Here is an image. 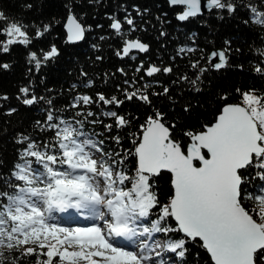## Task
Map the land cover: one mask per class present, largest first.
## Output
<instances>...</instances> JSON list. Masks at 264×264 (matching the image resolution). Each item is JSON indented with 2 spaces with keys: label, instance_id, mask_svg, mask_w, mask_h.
<instances>
[{
  "label": "snow or ice",
  "instance_id": "obj_1",
  "mask_svg": "<svg viewBox=\"0 0 264 264\" xmlns=\"http://www.w3.org/2000/svg\"><path fill=\"white\" fill-rule=\"evenodd\" d=\"M168 3L181 9L176 14L181 22L203 15L202 0ZM23 7L30 10L33 4ZM203 7L210 13H227L228 17L243 10L248 17L243 21L245 25L264 29V0H204ZM134 10L137 16L144 14L138 8ZM108 18L112 21L109 28L122 40L117 56L130 57L133 50L149 51V45L138 38H127L125 24L128 32L137 30L130 13L123 20L114 15ZM51 29V22L37 26L0 9V36L4 37L0 40V54H10L13 47L23 46L30 65L28 72L39 73L61 55L55 43L46 51L31 49ZM90 29V25L84 26L70 15L67 41L84 40ZM160 35L167 34L161 31ZM224 44L223 49H214L190 64L195 79L181 75L179 80L187 81L199 92L197 83L209 70L230 68L231 41L225 40ZM192 51L196 49L180 48L177 55ZM254 52L258 57L254 71L264 77V48H255ZM130 58L136 59L135 55ZM10 67L0 63V69ZM238 67L244 68L242 64ZM118 71L127 77L124 69ZM135 71L154 77L161 72L173 73L174 68L152 64L145 68L141 61ZM138 80L143 81L144 76L126 78L123 87L116 86L123 92V99L101 93L95 98L76 96L68 106L76 110L71 117L55 109L52 99L37 97L29 87L20 89L24 105L47 104L44 120L36 124L39 131L45 135L51 132L52 136L34 138L19 133L15 138L14 142L23 146L18 151V162L9 175L0 176V264H25L29 258L34 264H172L174 257L186 261V245L197 241L214 264H264V93L237 89L240 102L236 104L227 103L228 96L222 95L224 103L215 121L203 125L202 131H184L186 141L175 138L176 123L169 124L166 114L157 109L140 126L142 134L135 144L136 164L132 171L127 168L131 153L105 151L104 140L86 130L87 124L102 121L91 111L85 112L84 107L102 103L118 108L134 99L151 106L150 97L171 99L168 87L154 92L151 83L129 90ZM91 84L89 81L85 87ZM8 100L6 94L0 95V101ZM183 110L188 112L190 108L185 105ZM16 111L10 107L6 114ZM103 115L112 120L103 125L106 132L130 126L131 119L117 111ZM111 139L117 145L121 143L119 136ZM162 170L173 174L174 192L167 204L159 201L154 190V178ZM245 200L252 207H247ZM157 209L159 214L152 219ZM57 214L76 215L94 223L87 227L61 226ZM156 234L165 239H154ZM176 234H181L180 238H175Z\"/></svg>",
  "mask_w": 264,
  "mask_h": 264
},
{
  "label": "trees",
  "instance_id": "obj_2",
  "mask_svg": "<svg viewBox=\"0 0 264 264\" xmlns=\"http://www.w3.org/2000/svg\"><path fill=\"white\" fill-rule=\"evenodd\" d=\"M29 2L33 4L30 10L23 7ZM252 2L256 3L257 0ZM69 8L72 9L71 13ZM134 8H138L144 14L137 16ZM0 9L10 17L22 18L26 23L31 22L37 26L42 27L51 22L50 34L34 42L31 49L43 48L46 51L55 43L61 53L39 73L28 72L30 65L26 61L27 52L23 46L13 47L10 54H0V63L11 65L9 70L0 69V95L6 94L9 97L8 101H0V176L9 175L13 165L18 162V151L22 150L23 146L14 141L19 133L34 138L50 139L52 136L51 132L45 135L39 131L36 124L37 121L44 120L47 104L39 102L32 106L24 105L23 95L20 93L23 87H29L37 97L52 99L53 107L62 110L66 117H71L76 111L69 109L68 106L78 95L95 98L97 93H101L106 97L115 95L123 99V92L118 91L116 86L123 87L126 78L144 76L143 81L138 80L129 90L145 83H151L153 85L151 91L154 92H162L164 87H168L171 99L167 96L150 97L151 106L134 99L118 108L102 103L84 107L85 112L91 111L98 121H102L95 125L87 124L86 130L95 132L97 139L104 140L105 151L131 153L127 157V168L132 171L135 170L136 164L135 144L139 142L142 134L140 126L145 124L147 117L154 115L157 109L166 114L169 124L176 123V128L173 129L175 138L186 141L184 131H202L203 125H210L215 120L224 103L220 99L222 95L228 96L227 103L236 104L240 102L237 89L243 91L255 89L258 94L264 93V77L258 76L254 71V66L258 62L254 49L264 48V29L251 24L245 25L243 21L248 17L243 10L234 17L214 10L189 21L180 22L176 19V14L181 9L170 7L168 0H98L91 4L88 0H0ZM126 13L135 18L137 27L136 31L128 32V26L124 25L123 30L127 32V38H138L149 45L146 54L137 52L130 54V57L135 55L136 59L116 55L122 47V40L109 28L112 22L109 16L114 15L123 20ZM70 15H75L84 26H91V29L86 31L85 39L75 44L67 41L65 30V22ZM220 16L224 18L221 19ZM161 31L167 35L161 36ZM2 39L4 37L0 36V40ZM225 40L231 41L230 68L220 71L209 70L197 83V87L201 89L199 92L194 91L187 81L179 80L181 75L195 79L193 75L195 70L190 68V64L201 57H206L214 49H223ZM180 48H195L196 51L177 55ZM236 49L240 51L237 52ZM97 57L102 59L98 60ZM141 61L144 62L145 68L149 64L160 67L172 66L174 71L147 77L143 71L139 73L135 71ZM201 63L206 64L207 60H201ZM241 64L244 66L243 70L238 67ZM118 69H124L127 77ZM89 81H92L91 86L85 87ZM18 96L20 99H17ZM185 105L189 106L190 111L183 110ZM10 107L16 108L17 111L7 115V109ZM107 111H117L121 115H126L131 119L130 126L106 132L103 125L112 123L110 118L103 115ZM88 119L91 120L92 117ZM113 136H119L121 140L119 145L112 141ZM154 179V190L158 193L159 201L167 204L174 192L172 175L161 172ZM244 203L247 207H252L251 202L245 200ZM158 214L157 209L152 219ZM169 222L171 226H175L174 220L170 219ZM180 235L176 234L175 238H180ZM156 237L165 239L162 234H156L154 238ZM186 247L189 249L186 261L174 257L178 264H214L206 250L199 246V241L189 243ZM196 253H199L198 259L195 258ZM25 264H34V260L29 258Z\"/></svg>",
  "mask_w": 264,
  "mask_h": 264
},
{
  "label": "rangeland",
  "instance_id": "obj_3",
  "mask_svg": "<svg viewBox=\"0 0 264 264\" xmlns=\"http://www.w3.org/2000/svg\"><path fill=\"white\" fill-rule=\"evenodd\" d=\"M64 218L61 217V214H57V223H59L61 226H66V227H87L90 226L94 221H89L88 223L84 222H79L74 219L73 221L71 220H63ZM164 239L159 237V241H163ZM172 264H178V261L173 258Z\"/></svg>",
  "mask_w": 264,
  "mask_h": 264
},
{
  "label": "water",
  "instance_id": "obj_4",
  "mask_svg": "<svg viewBox=\"0 0 264 264\" xmlns=\"http://www.w3.org/2000/svg\"><path fill=\"white\" fill-rule=\"evenodd\" d=\"M203 4H204V0H202V11H203V15H205L206 13H208L209 11L206 9V8H204L203 7ZM69 18H70V16L68 17V19H67V21L65 22V30H66V33H67V36H68V21H69ZM78 20V19H77ZM78 22H79V20H78ZM181 22V21H180ZM80 23V22H79ZM82 24V23H81ZM83 25V24H82ZM85 36H86V33H85ZM81 41H83V40H81ZM81 41H77V42H69L70 44H75V43H78V42H81ZM143 42V41H142ZM216 50H220V49H216ZM140 53V54H146V53H142V52H139L138 50H133V52L132 53ZM218 59V58H217ZM215 62V61H214ZM156 75V74H155ZM215 121V120H214ZM213 121V122H214ZM212 122V123H213ZM161 172H168L169 174H171L172 175V177H173V174L172 173H170L169 171H167V170H162ZM173 180V179H172ZM172 186H173V184H172ZM173 189H174V187H173ZM214 263V262H213Z\"/></svg>",
  "mask_w": 264,
  "mask_h": 264
},
{
  "label": "bare ground",
  "instance_id": "obj_5",
  "mask_svg": "<svg viewBox=\"0 0 264 264\" xmlns=\"http://www.w3.org/2000/svg\"><path fill=\"white\" fill-rule=\"evenodd\" d=\"M63 218V217H62ZM75 218H78V216H76V215H71L70 216V219H75Z\"/></svg>",
  "mask_w": 264,
  "mask_h": 264
},
{
  "label": "flooded vegetation",
  "instance_id": "obj_6",
  "mask_svg": "<svg viewBox=\"0 0 264 264\" xmlns=\"http://www.w3.org/2000/svg\"><path fill=\"white\" fill-rule=\"evenodd\" d=\"M190 19H192V18H190ZM185 22V21H184Z\"/></svg>",
  "mask_w": 264,
  "mask_h": 264
}]
</instances>
